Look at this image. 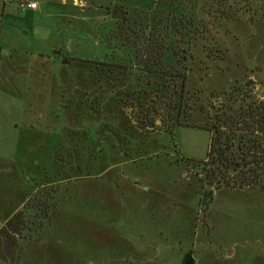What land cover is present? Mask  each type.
Wrapping results in <instances>:
<instances>
[{
    "label": "rangeland",
    "instance_id": "rangeland-1",
    "mask_svg": "<svg viewBox=\"0 0 264 264\" xmlns=\"http://www.w3.org/2000/svg\"><path fill=\"white\" fill-rule=\"evenodd\" d=\"M21 1L0 0V264H264V192L203 184L186 160L206 158L208 131L135 118L133 91L151 109L165 89L137 81L143 41L111 16L196 10L167 61L188 75V105L206 107L186 116L204 123L232 87L264 102V0ZM17 213L21 235L6 228Z\"/></svg>",
    "mask_w": 264,
    "mask_h": 264
},
{
    "label": "trees",
    "instance_id": "trees-1",
    "mask_svg": "<svg viewBox=\"0 0 264 264\" xmlns=\"http://www.w3.org/2000/svg\"><path fill=\"white\" fill-rule=\"evenodd\" d=\"M228 1L224 3V8H227ZM161 11L154 13L152 9H149L147 11L149 14L143 12L138 14L142 20L132 21L127 18L122 20L121 34L122 32L127 34L128 30L136 32L138 39L143 41L141 49L137 47L133 49L136 61L134 69L142 72V75H138L137 81L148 78L147 84L150 85L151 79L159 76L165 89L162 93H160L161 88L157 89L154 97L156 101H150L153 104L151 109H146L145 106L149 105L146 101L144 103L143 100H139L142 98L141 92L146 94L147 92L142 89L141 92L133 91L131 94L133 100L130 102L133 104L136 100L139 108L135 118L146 121L145 123L150 126H156L157 122H160V126L173 136L180 127L208 131L210 142L206 158L186 160L187 165L202 176L203 184L216 190L221 188L258 189L264 192V102L254 98L249 86L232 87L229 93L222 94L223 100L218 105L210 101L208 110L212 111V114H208L204 123L193 121V118L186 116V109L204 114L206 107L203 104L198 107L188 105V101L194 97L187 88L188 75L186 72H177L174 65L168 63L167 55L170 51L171 34L174 30L187 34L196 30L197 14L191 7L187 16L180 15L173 4ZM224 14L228 18L231 16L229 13ZM136 26H138L137 29H135ZM127 41H130L129 37ZM186 62L187 58H184V63ZM220 97L216 96V98ZM146 112L148 114L144 115L143 113ZM212 194V192L209 193L208 200ZM32 195L34 194L29 196L30 200ZM44 212L45 210H42V213ZM34 223L39 226L43 224L42 222ZM6 228L14 234L21 235L25 228L24 219L17 213L11 221L7 222ZM182 264H194L192 256L190 254L185 256Z\"/></svg>",
    "mask_w": 264,
    "mask_h": 264
},
{
    "label": "built area",
    "instance_id": "built-area-1",
    "mask_svg": "<svg viewBox=\"0 0 264 264\" xmlns=\"http://www.w3.org/2000/svg\"><path fill=\"white\" fill-rule=\"evenodd\" d=\"M38 4L37 2L34 1H21L19 4H17V9L22 10V11H27V10H35L37 9Z\"/></svg>",
    "mask_w": 264,
    "mask_h": 264
},
{
    "label": "water",
    "instance_id": "water-1",
    "mask_svg": "<svg viewBox=\"0 0 264 264\" xmlns=\"http://www.w3.org/2000/svg\"><path fill=\"white\" fill-rule=\"evenodd\" d=\"M111 16L114 19H116V18H118V19H124L125 18V14H124V12L122 11V9L119 6H115L113 8V11L111 13ZM58 53L59 52H57V54Z\"/></svg>",
    "mask_w": 264,
    "mask_h": 264
},
{
    "label": "crops",
    "instance_id": "crops-1",
    "mask_svg": "<svg viewBox=\"0 0 264 264\" xmlns=\"http://www.w3.org/2000/svg\"><path fill=\"white\" fill-rule=\"evenodd\" d=\"M31 1H33V0H31ZM35 2V1H34ZM64 2V4L66 3L67 4V0H64L63 1ZM39 8V6L37 7V9ZM37 9H35V10H31V11H36Z\"/></svg>",
    "mask_w": 264,
    "mask_h": 264
}]
</instances>
